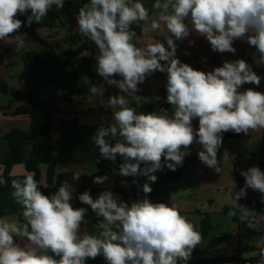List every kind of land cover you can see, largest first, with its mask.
Returning a JSON list of instances; mask_svg holds the SVG:
<instances>
[{"label": "clouds", "instance_id": "9594fccd", "mask_svg": "<svg viewBox=\"0 0 264 264\" xmlns=\"http://www.w3.org/2000/svg\"><path fill=\"white\" fill-rule=\"evenodd\" d=\"M64 4L65 0H0V40L22 47L25 38L16 33L25 22L17 16L26 15L30 27L40 24L53 5L59 10ZM152 8L157 12L155 19L150 18L142 0H89L78 10L79 33L98 49L97 74L127 94L108 98L112 122L98 127L91 139L105 159L115 162L118 155L123 158L119 165L123 177L145 176L155 183L157 171L164 167L176 171L183 166L194 143L202 146L198 159L221 175L218 150L222 134L264 130V92L240 91L247 83L258 86L261 76L244 59L225 61L210 72L194 69L177 57L176 42L195 32L207 39L212 51L234 54L233 42L245 41L256 50L254 62L264 65V0H155ZM141 22V36L161 30L163 25L167 47L161 41L141 46L140 36L132 28ZM157 71L167 73V102L174 106L171 115L165 109L138 113L129 106V98L140 106L138 85ZM84 81L89 82L87 77ZM104 91L103 85L95 83L89 90L101 101ZM194 118L199 121L197 130L192 126ZM106 138H114V145ZM81 174L74 172L72 179L78 181ZM241 175L245 186L239 191L230 175L225 179L223 187L231 202L227 215L238 216L247 228L260 231L257 212L239 201L246 198L248 188L264 194V172L253 166ZM107 179L106 175L95 176L93 183L103 184ZM6 183L0 178V184ZM121 183L126 185V181ZM11 187L26 223L0 217V264H86L98 256L106 264H187L203 239L176 204L154 203L147 195L129 204L111 190L95 199L89 191L80 194L79 201L102 217L94 225L99 230L95 235L81 232L82 224L88 223L87 209L73 207L76 190L67 180L51 195L40 190L34 173L11 180ZM142 190L150 194L152 187L146 182ZM17 238H27L28 243L21 246ZM254 243L259 251L252 255L258 254L257 264H264V235Z\"/></svg>", "mask_w": 264, "mask_h": 264}, {"label": "crops", "instance_id": "0c3cea01", "mask_svg": "<svg viewBox=\"0 0 264 264\" xmlns=\"http://www.w3.org/2000/svg\"><path fill=\"white\" fill-rule=\"evenodd\" d=\"M142 2L149 9L150 18L155 19L157 12L152 8L155 0H142ZM50 15L55 16L58 27L54 29L40 28L37 32V37L47 40L51 50L62 56L69 49L70 44L67 43L68 32L66 27H72L74 32L82 38L81 42L73 45V49L78 48L82 43H86L90 46V50L84 55L90 56L92 53L95 56L98 55L96 45L78 31L76 19L78 14L67 15L64 13L63 8L58 10L53 5L47 16ZM24 16L26 15H18L17 18L20 19ZM142 23L140 26L135 24L132 26L137 36H140L139 43L141 46L146 42L161 41L167 47L164 37L168 33L163 25L161 30L141 36ZM22 36L25 38V43L19 48L15 44H7L5 41L0 40V83L5 82L8 86L6 94L0 91V175L3 174L4 162L10 152L9 143L4 138V135L13 129L28 130L31 123L29 116L14 114V111L19 106L25 105L27 102L25 97L27 90L21 79L22 66L19 64L21 55L31 50L37 52L44 50V46L39 41L26 34ZM181 42L178 50L180 59L190 61L191 67L204 72H210L214 68L222 66L225 61H235L237 59H244L252 66L253 54L256 51L254 47L249 46L245 41L235 40L233 47L237 51L234 54L214 52L207 39L195 32H190L189 37ZM161 63L164 64L166 62L161 61ZM11 64H15V66ZM91 70L93 72L96 71L95 68ZM256 74L259 75L258 73ZM85 77L88 78L89 82L84 81ZM115 78L120 79V77ZM82 81L87 85L91 84L89 75H84ZM99 85H103L105 88L103 101H101V98L88 93L83 97H73L71 102H67L63 100V93L59 87L55 89L53 98H51L50 91L43 94L44 109L54 111L53 126L50 134L59 144L54 156V184L48 195L54 194L65 180L72 184L76 190L71 201L73 207H84L87 209L86 220L88 223L82 224L81 232L95 235L99 234V230L94 225L102 217L98 218L89 205L79 201L78 196L80 194L89 191L90 195L95 199L102 191L111 190L120 200L130 204L135 200L143 199L147 195L143 192L142 186L146 182L149 183L145 176L123 177L119 175V165L123 163V158L119 155L116 161L112 162L100 154L99 148L90 151H84L79 148V138L91 139L98 127L102 124L108 126L112 122V110L108 107V98L113 95L124 94L120 93L115 86H110L107 83L98 82L97 86ZM166 85L167 79L154 77L152 74L146 77L143 84L138 85L140 91L136 95L142 97L141 101L153 102L155 104L153 111L165 109L171 115L174 112V106L167 102ZM248 88L257 91L258 86L247 83L242 85L240 91ZM192 126L194 130L198 129V118L192 120ZM106 139H109L110 143L114 145V138ZM200 146L199 143H194L190 146L189 151L191 154L185 157L184 166L177 167V170L183 168L181 176L177 180L164 185L157 192L156 199L169 205L176 204L181 214L191 220L199 232H201V222L204 215L210 217L212 229L209 238L206 240L202 239L201 244L193 252L204 251L211 238H225V241L217 248L214 256L228 257L240 247H249L254 251L243 255V258L248 260L258 257V254L252 255V253H258L259 251L255 246L254 240L264 235V215H260L257 218L261 225L260 231L251 229L239 236L236 223L223 212L225 206L231 205L227 195L228 189L223 187V185L227 176L230 175L237 185L235 191H239L240 188L244 187L240 185L239 179L245 180L241 175V171H247L253 166L260 168V163L263 160L264 130L259 133L250 131L247 135L240 133L238 138L226 140L222 143L218 150V160L222 168L221 175L216 173L214 169L204 165L200 160L192 161L193 158L198 156ZM30 151L29 144H26L21 164L14 166L11 171L13 176H25L27 174L25 164L30 157ZM144 166L141 164V167ZM166 170L167 167H164L163 170H159L154 174L163 176ZM260 170L264 172V169ZM45 171L46 169L43 167L42 183H45ZM74 172L82 173L78 181L72 179ZM105 175L108 179L103 184L93 183L95 176ZM134 180L138 181V183H133ZM122 181H126V185L121 183ZM246 192V198L241 200L261 199L262 195H264L251 188L246 189ZM12 193L13 191L0 192V217H8L10 220L20 223L21 219L24 220L22 207L15 201ZM17 242L21 246L28 243L25 238H17ZM49 254L51 255V253ZM100 257L98 256L95 260L88 259L86 264H97ZM55 258L58 259V257ZM197 258L191 256L193 260Z\"/></svg>", "mask_w": 264, "mask_h": 264}, {"label": "trees", "instance_id": "16d2710c", "mask_svg": "<svg viewBox=\"0 0 264 264\" xmlns=\"http://www.w3.org/2000/svg\"><path fill=\"white\" fill-rule=\"evenodd\" d=\"M89 0H66L63 11L67 15L78 14V10ZM30 15V14H29ZM21 21L25 22V26H22L17 34L28 35L35 40L39 41L44 50L27 51L21 55L19 64L22 66L21 79L27 90L26 104L19 106L15 111V115H27L31 119L30 127L28 130L13 129L4 135V138L8 141L10 146V152L4 162V171L0 175L7 181L6 184H0V192L14 191L11 187V180L19 179L23 180L24 176H13L11 171L14 166L21 164L22 156L24 154V147L29 144L31 151L30 157L25 164L27 173H34V178L38 182L40 190L48 195L54 184L55 170H54V156L58 149V142L52 138L50 132L53 126V114L54 111L50 109H44L43 94L50 91L51 98L54 97L56 88H61L62 98L64 101L71 102L73 97H83L90 93V87L93 83L97 85L98 82L106 83L97 72H93L91 69H96V56L92 53L90 56L84 55L90 50V46L86 43H82L78 48L73 49V45L82 41L79 34L74 32V28L66 27L68 32L67 43L70 47L61 56L55 51L50 49L47 40L39 39L37 32L40 28L54 29L58 27V22L55 16H47L40 24L33 23L30 27L27 25V16L21 17ZM135 42V41H134ZM181 41H178L177 45V57L178 50L181 46ZM258 55V54H257ZM182 63L190 65V61H184L180 59ZM15 66V64H11ZM253 71L261 76V82L258 85L257 91L264 92V65H257L252 62ZM84 75H89L91 78V84L87 85L82 81ZM154 77H161L167 79V73L155 72ZM0 91L4 94L8 92V86L5 82L0 83ZM129 106L134 107L139 112H152L155 104L153 102H140V106H137L135 101L131 99ZM223 142L226 140H233L238 138L239 134L231 131L223 133ZM78 145L81 150L90 151L96 150L98 146L94 144L92 139L79 138ZM202 150L200 146L199 151ZM198 151V152H199ZM199 160L198 156L192 159ZM184 166V165H183ZM45 167V183H42V168ZM260 169H264V150L263 160L260 163ZM183 168L171 171L166 170L163 176H157V181L152 183L149 181L152 192L147 194V198L152 202H160L156 199L157 192L168 183L177 180L182 174ZM239 183L245 186V180L239 179ZM239 203L252 208L257 212V218L260 215H264V203L261 199L254 200H241ZM231 208V205H227L223 208V212L227 214ZM233 221L237 225L238 235L241 236L244 233L250 231L246 224L241 223L237 217H232ZM20 223H26L21 219ZM212 224L210 217L204 215L201 222V234L203 240L209 238ZM27 240V238H25ZM225 241V238H211L208 241L207 247L201 252H192V257H198L196 260L190 259L187 264H255L259 260V256L256 258L245 260L243 255L248 252L254 251L249 247H240L233 252L231 256H214L217 248ZM28 242V241H27ZM97 264H106V261L101 256ZM184 264V262H179Z\"/></svg>", "mask_w": 264, "mask_h": 264}, {"label": "built area", "instance_id": "2783aa9c", "mask_svg": "<svg viewBox=\"0 0 264 264\" xmlns=\"http://www.w3.org/2000/svg\"><path fill=\"white\" fill-rule=\"evenodd\" d=\"M123 95H127L126 93H124ZM131 98H129V100H130Z\"/></svg>", "mask_w": 264, "mask_h": 264}]
</instances>
